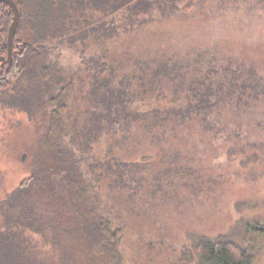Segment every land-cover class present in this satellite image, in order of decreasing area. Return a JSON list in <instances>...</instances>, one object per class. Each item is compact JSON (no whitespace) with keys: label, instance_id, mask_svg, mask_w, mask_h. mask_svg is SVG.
<instances>
[{"label":"trees","instance_id":"16d2710c","mask_svg":"<svg viewBox=\"0 0 264 264\" xmlns=\"http://www.w3.org/2000/svg\"><path fill=\"white\" fill-rule=\"evenodd\" d=\"M174 1L15 0L21 17L13 61L0 66V105L14 102L22 107L38 124L39 133L31 176L9 194L2 206L0 264H124L125 225L114 218L112 206L97 196L104 180L113 189H137L133 183L140 182V165L115 156L113 151L108 159H97L95 146L116 134L127 139L125 134L133 124L150 119L149 128L159 122L184 124L197 119L209 131L219 120L216 110L233 97L239 107L243 101L249 102L245 99H264V81L254 70L238 72L230 65L219 70L210 55L141 66L135 75L139 83L134 84L130 77L119 79L116 60L110 58L106 46L119 35L121 26L116 16L126 10L131 23L140 14L151 12L154 4L163 12L171 6L173 12L177 9ZM13 15L11 6L2 2L0 57L8 55ZM86 41L104 48L84 59L94 80L86 111L91 115L90 125L84 126L83 117L79 129V117L71 105L76 73L63 64L57 49L77 44L87 49ZM176 79L180 83L169 101L172 107L149 112L134 108L145 92H154L160 84ZM155 97L157 101L169 99L161 89ZM229 155L237 157L234 149ZM260 158L254 153L241 165L259 163ZM28 233L38 235L40 240L34 243ZM257 237H264V226L247 219L239 220L224 234L191 232V248L181 257L186 258L185 264H259L255 248L249 244Z\"/></svg>","mask_w":264,"mask_h":264},{"label":"rangeland","instance_id":"374dc122","mask_svg":"<svg viewBox=\"0 0 264 264\" xmlns=\"http://www.w3.org/2000/svg\"><path fill=\"white\" fill-rule=\"evenodd\" d=\"M174 4L173 12L171 6L163 12L154 4L151 12L131 23L126 10L116 16L119 35L106 46L110 58L116 60L119 79L130 77L139 83L135 75L141 66L210 55L219 70L229 65L238 72L252 69L264 81V0H175ZM86 43L89 47L83 50L80 44L57 49L63 64L76 73L71 105L79 117V129L83 117L84 126L90 125L91 115L86 111L94 80L84 59L104 48ZM178 83V79L171 80L154 92L148 90L134 108L149 112L172 107L169 101ZM160 89L167 92L168 101L156 100ZM246 100L240 107L236 96L222 104L215 112L219 120L209 131L197 119L184 124L159 122L149 128L150 119L133 124L125 134L127 139L116 134L95 146L97 159H108L113 151L140 165V182L133 183L137 189H113L104 180L97 196L112 206L114 218L125 225L124 264H185L181 255L191 248V232L228 233L241 219L264 226V146H249L264 144V99ZM21 109L14 102L0 105L1 231L3 203L31 176L39 133L38 124ZM231 149L237 153L235 159L229 155ZM254 153L261 156L259 163L243 167L241 161ZM28 234L34 243L40 240ZM250 243L258 263L264 264V237Z\"/></svg>","mask_w":264,"mask_h":264},{"label":"water","instance_id":"95a60500","mask_svg":"<svg viewBox=\"0 0 264 264\" xmlns=\"http://www.w3.org/2000/svg\"><path fill=\"white\" fill-rule=\"evenodd\" d=\"M2 2L9 4L13 10V21L9 29L8 34V55L0 57V66L4 67L6 64H11L13 61V47H14V40L16 36V32L20 23V10L18 5L16 4L15 0H0V5ZM25 158V156H24Z\"/></svg>","mask_w":264,"mask_h":264}]
</instances>
